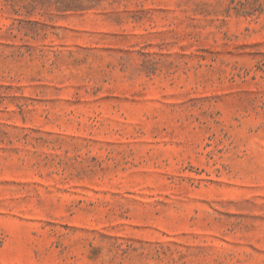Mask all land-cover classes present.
I'll return each instance as SVG.
<instances>
[{
  "label": "rangeland",
  "instance_id": "rangeland-1",
  "mask_svg": "<svg viewBox=\"0 0 264 264\" xmlns=\"http://www.w3.org/2000/svg\"><path fill=\"white\" fill-rule=\"evenodd\" d=\"M0 264H264V0H0Z\"/></svg>",
  "mask_w": 264,
  "mask_h": 264
}]
</instances>
